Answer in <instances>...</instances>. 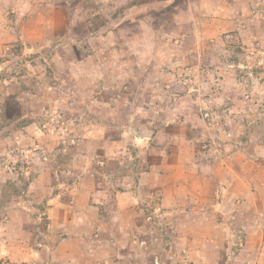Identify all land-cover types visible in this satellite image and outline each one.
Segmentation results:
<instances>
[{
    "label": "rangeland",
    "instance_id": "1",
    "mask_svg": "<svg viewBox=\"0 0 264 264\" xmlns=\"http://www.w3.org/2000/svg\"><path fill=\"white\" fill-rule=\"evenodd\" d=\"M15 2L0 9V264H240L245 226L264 224L249 215L264 210V0H58L56 39L20 26ZM130 86L136 117H189L205 160L242 151L233 179L250 193L204 218L160 201L107 210L123 187L103 173L120 167L117 144L90 132L117 135ZM77 182L98 194L74 217Z\"/></svg>",
    "mask_w": 264,
    "mask_h": 264
},
{
    "label": "crops",
    "instance_id": "2",
    "mask_svg": "<svg viewBox=\"0 0 264 264\" xmlns=\"http://www.w3.org/2000/svg\"><path fill=\"white\" fill-rule=\"evenodd\" d=\"M15 1V5L11 8L18 11L17 20L20 26H36L38 29L42 26L47 27L46 32L37 33V36L41 39H56V28L51 36V34H48L51 32L49 27L58 25L57 12L59 8L61 10L68 9L66 3L65 5H59L58 0ZM4 4V0H0V9L5 8ZM41 10L45 11L47 15L45 18L41 17ZM65 24L72 29L74 19H66ZM34 40L36 41L37 39ZM143 89L147 91L146 87L140 90ZM130 90H133V92L129 93ZM155 90L157 89L152 87L151 91L156 93ZM129 91L125 93L127 96L125 98L126 101H124L126 102V107L129 105V108L127 107V117L123 118V121L118 120L120 117H114L115 126L111 125L110 121L107 124L111 125L109 126L110 129L115 127L114 131L117 135H107L101 129H98L101 131L100 133L94 130L90 132L101 143L103 142L104 147H101L102 150L107 151L109 149L107 142L109 143L112 139V142L117 144L116 149L112 153L117 155L116 158L119 159L120 167L117 165L116 168L118 167V169L114 168V170L109 167L103 173L105 178L109 176L110 181L114 179V184L123 187L117 189V194L112 193V200L109 198L104 200V202H107L105 203L107 210L111 209L113 202L118 203L119 207L116 211L119 219L125 215L134 216L133 213L137 214L139 207L135 205L138 204V201H160L163 207L167 208L164 214L186 212L189 214L195 213L197 214L196 216L201 214V217L204 218L212 213L215 216L216 213L226 214L230 207L228 203H232L234 196L239 197V194H243L245 191L244 186L245 188L247 187L245 193H250V184L246 185L243 180L242 182H237L233 179V175L236 174V170L233 169L236 168L237 157L242 154V151H231L229 153L225 151L218 158L205 160L204 157L206 155H204L194 139L192 140L195 132L189 122V117H173L172 115L168 117H136V113H134L137 106L134 94L135 89L130 86ZM151 97L150 102L153 103L155 108L151 107V113L153 114L157 111L159 113L158 103L156 102L159 101L160 103L164 99L157 95L154 96V94H151ZM145 99L148 101L147 98ZM145 109L148 108L146 107ZM164 115H168V113ZM99 118L97 119L98 122H100ZM174 124H180V127L178 128ZM133 137H139V141L136 142ZM128 143L138 148L135 147L133 152L131 150L127 151ZM145 154H148L147 157H145ZM128 159L133 161L123 165V162H128ZM227 172H229L230 176H227L224 181L218 180L219 183L217 184V176L220 173ZM236 179L241 180L239 176H236ZM240 184L241 186H239ZM92 186L94 185L85 187L81 182H77V188H75L73 193L76 196V205L71 206L67 210L69 211V213L67 212L69 216H78L77 212L82 208L91 209L95 207L91 199L93 197L97 199L96 194L98 192L96 193V187ZM213 186H216L214 194ZM244 196L241 197L243 198ZM259 198L256 202H253V205L252 203L245 205L246 210L248 207L253 209V206L262 200ZM81 200L84 202L83 205H80ZM171 202H179V204L172 206ZM57 209L63 210L62 207ZM103 212L107 213V211ZM78 214L80 213L78 212ZM249 215L253 217L264 216V210H252ZM99 216L101 217V215ZM105 216L102 215V217ZM99 220L101 219L99 218ZM102 223L104 225L106 222ZM114 224L121 229L120 221ZM218 225L222 226L219 229L220 231L228 232V228L225 225L221 223ZM244 230L247 241L241 249L240 264H264V224H250L245 226Z\"/></svg>",
    "mask_w": 264,
    "mask_h": 264
}]
</instances>
